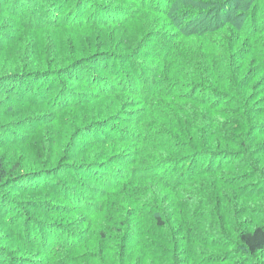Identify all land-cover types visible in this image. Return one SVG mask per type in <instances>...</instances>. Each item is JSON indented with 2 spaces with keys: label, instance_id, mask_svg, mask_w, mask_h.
Instances as JSON below:
<instances>
[{
  "label": "trees",
  "instance_id": "obj_1",
  "mask_svg": "<svg viewBox=\"0 0 264 264\" xmlns=\"http://www.w3.org/2000/svg\"><path fill=\"white\" fill-rule=\"evenodd\" d=\"M192 1L195 4L206 3L207 5L187 6L185 0H0V11L6 10L16 22L17 35L13 36V44L23 37L26 39L29 35L28 46L31 52L42 48V55L45 54L41 56L38 50L34 52L30 58L33 57L31 61L35 63L31 62L30 68L19 69V64H21L19 61L12 69L6 67L0 70L1 83H14V80L22 81L25 78L26 93L32 91L37 96L42 93L41 104H49V109L53 111L51 116L61 114L77 105L85 106L83 103L87 104L88 98L92 102L106 96L129 97L130 101L135 102L136 99L135 103L138 102L145 106L144 110L136 109L129 114L135 119L126 118L125 111L121 112L123 114L120 116L121 119L131 125L117 123V131L114 134L106 135L105 132H98L99 135H91L88 141L82 139L79 141L80 148L84 151L89 149V145L104 149L108 141L119 146L121 144L134 146V150L121 153L114 160L113 158L96 159L87 165L77 167L72 164V159L68 158L67 162L57 163L56 170L52 171L46 165L47 161H41L45 163V166L38 162L33 169H29L21 162H7L0 154V222L7 224L4 225L5 227L19 225L15 228L19 231L11 235H15L13 236L15 238L20 236L26 239L24 242L28 243V246L47 255L43 262L33 261L26 256L8 253L0 244V264H57L55 258L60 257L62 249L66 248L65 245L68 247L64 240L78 239L74 243L75 246L81 243L82 239L86 240L88 236L82 232L80 234L76 232L75 235H64L69 231L62 229L68 228V225L60 223L59 225L56 221L48 219V216H58L60 212L67 211L66 207H69L70 212L82 210L85 217L83 218L84 225L87 226L88 231L89 225L90 227L94 225L93 219L99 218L102 214L108 215L111 210L109 202L112 200L117 203V208L120 203L118 201L122 197H125V203L132 204L135 211L138 208L147 210L149 214L146 218L153 220L159 228H165L171 222L172 216L179 218L177 216L180 212L186 211L187 216H193L192 220H203L204 215L207 218L210 217L207 212L211 209L206 203L201 205L198 200H195L191 204L194 210L184 209L183 206L170 202L168 198L160 199L153 194L145 199L139 198V188L135 187L136 182L138 185L141 181H149L155 187L160 185L176 192L196 178L198 182L203 174L216 177L235 158L234 152L218 147L220 145L229 146V143L224 140L218 141L219 135L226 132L227 127L221 122L204 121V118L196 112L183 117L182 110L176 103L183 104L186 100L192 102L195 100V103L215 102L226 98L224 91L211 86L220 81L215 76V62L221 59L229 65L233 64V68L240 69L243 67V59L250 52H254V48L248 44L245 49H235L233 48L234 43L231 45V40L227 48L224 42H218L220 50L216 48L209 52L206 47L215 43L214 40L218 36L222 37L224 34L227 36L229 32L234 33L232 37L235 41H239L241 37L253 40L264 36V0H244V4L239 3L236 7L232 6L236 0ZM147 13L159 15L154 21L167 16H170L171 20L175 19L174 22H170V27L174 30L172 32L165 30L166 27L158 23L153 24L149 31L142 28L138 36L145 35L138 41V45L135 39L133 41H128L126 38H124L125 41L116 42V39L109 41L106 34L101 33L110 28L117 29L119 26L127 25L130 21L145 17ZM88 27L102 31H99L100 34L96 36L80 39L81 42H78L79 38L76 35L80 34L81 29H88ZM231 28L232 31H230ZM61 31L68 33L69 36L59 35L60 33L54 34L53 38L41 36L43 33ZM183 37L190 38V42L188 43ZM194 39L198 41L197 46ZM149 41L148 47L145 48ZM199 42L200 48H198ZM6 48L8 45H0V49ZM27 63H30L29 60ZM179 67L180 70L175 71ZM256 67L264 71V59ZM72 73L73 75L78 73L76 75L78 78L72 77L71 81L81 85L85 89L84 92L78 93L77 88L72 89L69 85L58 83L55 78H52L55 74L70 76ZM185 79L191 82L188 83L189 81ZM112 81L119 82V85L111 84ZM218 96L219 98H216ZM163 98H168L169 103L166 104V101H163L165 104L160 106L159 100ZM249 98L253 99L254 96L246 97L244 93L233 96V100ZM120 106L121 104L116 108ZM114 110L116 109H105L95 119L89 120L88 126L101 128L105 125L108 127L110 123H116L113 121L119 117L118 113L122 109L118 112ZM184 118L190 120L187 122H197L198 125L192 123V127L199 130V133L201 132L200 135L199 133L193 135L194 139L190 140L192 142L184 140L182 135L183 120L181 119ZM242 127H244L242 124L237 127L239 136H241L240 147L248 148V143L256 145L257 139L253 135L246 139L243 138L240 132ZM256 128L258 132H264L263 125H256ZM163 135L165 137L161 139ZM182 138L187 146L184 150L185 154L162 158L153 153L156 152L157 147L167 149L170 147L173 150L180 148L184 145ZM166 139L167 145L164 143ZM186 142L191 144L188 145ZM24 143V139L11 138L9 134L0 141V145L7 146ZM130 155H133L135 159L127 167L122 165L126 164V159L131 160ZM169 164L173 166L170 167ZM70 167L71 170L67 174H65L66 171L65 173L62 171ZM80 169L90 174H95L94 171L98 170L99 175L95 177V180L99 181L96 182L93 177L83 179L77 173ZM91 170L94 173H91ZM252 171H247L243 178L249 180ZM58 176L60 182L56 183ZM68 176H70L71 187L63 181ZM261 179L264 183V177ZM31 180L33 182L36 180L37 183L28 185V181ZM122 180L125 184L127 183V188L119 187ZM216 181L217 179L213 181V184L218 185L219 180ZM222 182L225 184L228 179L224 177ZM93 183L97 186L101 184L109 189L102 192V200L97 201V205L91 204L87 196L80 194V192L86 194L91 190L95 195L98 187H94ZM26 189L45 191V194L42 192L38 198L25 202L28 207L27 212L26 206L18 204L16 199L6 192L10 190L29 192ZM215 189L210 187L207 192L208 196H213ZM220 199L218 197V202ZM192 200V195L186 196V202L190 203ZM202 207V211L196 212L195 208ZM245 208L246 206L242 207L244 211L240 209L243 215L249 213ZM140 212L139 210L138 213L137 211L131 213L130 210L127 216L130 218L131 214L134 218ZM115 214L122 217L121 211ZM247 223V220L241 224L236 223V227L242 226V229L234 231L233 228L228 229L226 226L230 227V225H225V220H223L219 228L221 231L231 232L234 235H232L233 240L242 248V254L255 256L264 251V225L256 223L250 228L247 227ZM133 230L139 236V240H142L145 228L136 226ZM97 231L96 236L100 238L102 245L110 243L111 240L112 248L118 247V242L108 237L105 226H101ZM89 232L92 234L94 230L90 229ZM109 249H111L110 246Z\"/></svg>",
  "mask_w": 264,
  "mask_h": 264
},
{
  "label": "rangeland",
  "instance_id": "obj_2",
  "mask_svg": "<svg viewBox=\"0 0 264 264\" xmlns=\"http://www.w3.org/2000/svg\"><path fill=\"white\" fill-rule=\"evenodd\" d=\"M243 2L244 0H236L232 6L236 7L239 3L244 4ZM185 3L187 6L192 4L207 5L206 3L195 4L192 0H185ZM154 14L147 13L145 17L130 21L127 25L119 26L117 29L110 28L105 31L101 30L102 32L96 28L88 27V29H81L80 34L76 36L79 38L78 42H81L80 39L96 36L100 34V31L102 34H106L109 41H112V39H116V42L118 40L125 41L124 38L128 41L135 39V43L138 45V41L145 35L138 36L142 28L149 31L153 27V24L158 23L160 26L166 27L165 30L171 32L174 30L170 27V22H174L175 19L172 18V21L171 17L167 16L154 21L159 16ZM10 15L6 10L0 11V45H8V48L0 49V70H4L6 67L12 69L19 61L21 62L19 69L30 68L29 65L35 63V61H31L33 57L30 58L34 52L38 50L41 56L45 54L42 55V48H37L31 52V48L28 46L30 42L29 35L26 36V39L23 37L13 44L12 39L13 36L17 35V27L14 17ZM232 30L231 28L230 31ZM58 33H60L59 35L66 34V36H69L68 33L63 31L43 33L41 36L44 38L47 36L53 38L54 34ZM232 35L234 33L229 32L227 36L225 34L222 37L218 36L214 40L215 43L206 47L208 51H214L216 48H220L218 42H224L227 48L231 40V45L234 43L233 48L235 49H245V46L248 44L254 48V52H250L243 59V67L240 69L233 68V64L229 65L228 62H224L221 59L215 62V76L220 81L211 86L220 91H224L226 98H222L221 101L199 103H195V100L193 102L186 100L183 104L176 103V105L180 106L183 117L191 112H196L197 115L204 118V121L221 122L223 126L227 127L228 129L223 133L224 135L222 133L219 135L218 141L224 140L229 143V146L220 145L218 147H222L225 151L234 152L233 155L235 158L233 162L225 167L223 171H220V174L216 177L203 174L199 177L198 182H196V178L193 182L186 184L181 190L176 192L160 185L155 187L149 181L140 180L141 182L138 185L137 182L135 183L136 189L139 188V198L145 199L148 195L153 194L160 199L164 197L168 198L170 202L172 201L175 205H181L184 209L191 208L192 210L194 209L191 204L195 200H198L201 205L202 203L209 205L211 210L207 214L210 217L207 218L204 215L203 220H192V215L189 217L186 211L180 212V215L177 216L179 218L172 216L170 219L171 222L165 228H159L153 220L146 218L149 214L147 210L138 208L136 210L137 213L139 210L141 212L134 218L130 214V218H128L127 215L130 213V210L131 213H135L136 211L132 204L125 203V197H122L118 201L120 203L117 208V203L112 200L109 202L111 203V210L108 215L102 214L100 216V214H96L100 217L93 219V226L90 227L89 225V231L90 229L94 230L91 234L87 230V226L84 225L85 220L83 218L85 217L82 210L70 212L69 207H66L67 211L60 212L58 216H48V219L50 221H56L57 224L68 225V228L62 229L69 231V233L65 232L64 235H75L76 232L77 234L82 232L87 234L88 237L86 240L82 239V242L76 246L74 243L78 239L70 238L64 240L68 244V247L65 245L66 248L62 249L60 257L55 258L57 264H264V251L255 256H250L245 253L242 254V248L233 240L234 235L231 232L221 231L219 228L223 220H225V225H230V227H226L228 229L233 228L234 231L235 229H242V226L236 227V223L241 224L244 220H247L248 223L246 225L250 228L254 227L256 223L264 225V183L261 179L264 177V132H258L256 128V125L264 126V71L258 70L256 67L264 59V36L253 40L241 37L238 39L239 41H235ZM183 38L188 43L191 40L188 37ZM194 40L197 46L198 41L196 39ZM49 41L52 42L50 39ZM149 43L150 41L146 43L145 48L148 47ZM198 48H200V42ZM139 52H141V48H139ZM28 60L30 63H27ZM179 70L180 67L175 71ZM77 74L74 73L73 75L72 73L70 76L55 74L52 78H55L58 83L62 82L69 85L72 89L77 88L78 93L84 92L85 89L81 85L71 81V78L76 77ZM25 81L26 79L23 78L22 81L14 80V83L0 82V141L4 139L5 135L9 134V137H16L18 140L24 139L25 142L24 144L15 146L0 145V154L7 162H21L23 166L33 169L36 163L47 161L46 165L48 168L55 171L58 166L57 163L67 162L68 158L72 159L71 162L73 165L81 167L96 159L113 158L114 160L121 153L129 152L133 149L134 146L132 147L126 144L119 146L115 145L112 141H108L104 149L89 145V149L84 151L80 148L81 143L79 141L81 139L88 141L91 135H99L98 132H105L106 135L114 134L117 131V123L131 125L129 122H125L126 120L121 119L120 116H123L121 112L125 111L124 115H126V118L130 117L135 119L133 115L129 114L133 113L136 109L144 110L145 106H142L138 102L135 103L136 99L133 102L130 101L131 99L129 97L106 96L100 98L98 101L90 102V98H88V103H83L85 106L79 107L77 105L61 114L51 116V112L53 111L49 109V104H41L40 98H43V94L41 93L37 96L32 91L26 93ZM185 81H189L188 83L191 82L188 79H185ZM111 84L119 85V82L112 81ZM236 92L238 94L244 93L246 97L254 96V98L233 100V96H238ZM216 98H219V96ZM159 101L160 106H163L161 104H165L163 101H166V104L169 103L168 98H163ZM119 104L121 106L116 108ZM113 108L116 109L114 112L122 109L118 113L120 118L118 117L113 121L116 123H110L108 127L105 125L101 128L88 126L89 120L95 119L105 109L110 110ZM199 116L194 117L200 118ZM181 120H183V130L181 131L184 140L190 141L194 139L193 135L199 133V130L197 131L196 128L192 127V123L197 124V122H187L190 120L186 118ZM241 124L244 126L240 128L242 129L240 132L243 138L246 139L253 135L257 139L256 145L248 143V148L240 147L241 136H239L237 127ZM226 125L230 126L228 127ZM106 129L107 131H105ZM163 137L165 136H161V139H164ZM184 140L182 144H184ZM166 142L167 139L164 143L166 144ZM186 144L189 145L191 143L186 142ZM186 147L185 144L175 150L170 147L168 149L157 147L156 152L153 153L162 158H169V155L185 154L184 150ZM147 149L149 148L147 147ZM130 159L128 161L126 159V164L122 165H126L127 167L135 158L133 159V155H130ZM41 163V165L45 166L44 162ZM56 164L57 166H55ZM169 166L172 167L173 164H169ZM70 170L71 167L62 171L64 173L66 171L65 174H67ZM249 170L253 171L251 178L248 180L245 177L243 178V176H246L245 174ZM90 172H95V174H90L83 169L77 171L83 179L93 177V180H95V177L99 175L98 170L97 172H93L92 170ZM59 176L56 177V183L60 182ZM69 177L64 178L63 181L71 187ZM224 177L228 179V182L225 184L222 182ZM215 179H217L216 182L219 180L218 185L213 184ZM35 181H28V185L37 183ZM95 181L98 182L99 180L96 179ZM126 184L122 180L119 187L127 188ZM93 186L98 187L97 195H94L91 190L86 194L82 192L80 194L87 196L86 198L91 204L97 205L102 200V192L109 189L101 184L97 186L96 183H93ZM210 187L216 188L213 196H208L207 192H209L208 189ZM6 192L13 199H16L18 204L26 207L25 202L27 200L38 198L42 192L45 194V191L40 192L35 189H30L26 193H23L21 190H10ZM189 194L193 196V200L190 203L186 202V196ZM111 197L113 199V195ZM118 197L119 194L117 195V199ZM218 197L221 198L220 202H218ZM243 206H246L245 210H248L249 213L243 215V212L240 211ZM195 210L196 212L198 210L202 211L203 207L195 208ZM117 211H121L122 217L119 214H115ZM4 225L7 224L0 222V244L8 253L26 256L33 261L38 260V262H43L47 258L45 253H39L38 250L36 251L33 247L28 246V243L26 244L24 242L26 239H22L20 236L15 238L13 237L15 235H11L19 231V229H15L19 225H8L7 227ZM101 226L106 227V232L110 239L118 242L116 249L112 248L113 244L111 240L110 243L107 242L102 245L100 238L96 236L97 230ZM136 226L145 228V235L142 240H139V236L133 230ZM77 236L82 238L79 235ZM109 246L111 249H109Z\"/></svg>",
  "mask_w": 264,
  "mask_h": 264
}]
</instances>
